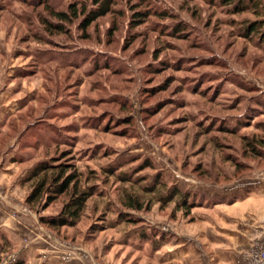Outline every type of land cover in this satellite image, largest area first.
I'll use <instances>...</instances> for the list:
<instances>
[{
  "label": "rangeland",
  "instance_id": "rangeland-1",
  "mask_svg": "<svg viewBox=\"0 0 264 264\" xmlns=\"http://www.w3.org/2000/svg\"><path fill=\"white\" fill-rule=\"evenodd\" d=\"M94 1L0 0V156L21 179L47 161L95 187L53 233L96 264H239L264 227V43L242 29L256 19L224 0H109L83 29ZM174 187L189 210L158 202Z\"/></svg>",
  "mask_w": 264,
  "mask_h": 264
},
{
  "label": "trees",
  "instance_id": "trees-1",
  "mask_svg": "<svg viewBox=\"0 0 264 264\" xmlns=\"http://www.w3.org/2000/svg\"><path fill=\"white\" fill-rule=\"evenodd\" d=\"M226 6H232L230 11L234 15L243 13L251 14L256 20L248 23L243 29L244 37L250 38L257 36L261 43H264V2L263 0H224ZM95 8L86 14L83 29H87L93 22L109 14L110 1L109 0H95ZM59 21H66L67 17L64 13H54ZM75 15V12H73ZM251 148V153L260 157L262 154L257 150L253 143L247 144ZM15 162V161H14ZM21 164L22 162H16ZM149 167V166H148ZM71 167L65 165H56L54 162L47 161L40 162L33 168L28 170L23 178L20 180V185L26 189L25 205L29 210H36L40 225L51 230L57 231L61 228L73 229L79 225L84 213L88 200L96 195L94 186H82L80 178L76 173H72ZM111 173V169H107ZM118 178L124 182H131L129 176L122 174ZM146 193H154L150 191L151 188H144ZM66 197V202L62 206L58 215L53 217L40 216V213L50 207L58 198ZM45 199V200H44ZM187 194L179 191L177 188H170L162 193L158 198L160 204L176 203L181 209L189 210ZM43 202L42 208L38 209V205ZM125 207L131 210L140 211L144 209L142 203L137 198L127 196ZM8 252H14L7 242H4L0 250V257L6 255ZM0 258V264H2ZM11 264H24V262L17 258Z\"/></svg>",
  "mask_w": 264,
  "mask_h": 264
},
{
  "label": "crops",
  "instance_id": "crops-1",
  "mask_svg": "<svg viewBox=\"0 0 264 264\" xmlns=\"http://www.w3.org/2000/svg\"><path fill=\"white\" fill-rule=\"evenodd\" d=\"M20 171L18 163L11 162L7 155L0 156V250L7 242L24 264H95L90 252L79 244L90 257L65 262L49 251V236L55 234L40 225L37 215L26 212V189L20 185Z\"/></svg>",
  "mask_w": 264,
  "mask_h": 264
},
{
  "label": "built area",
  "instance_id": "built-area-1",
  "mask_svg": "<svg viewBox=\"0 0 264 264\" xmlns=\"http://www.w3.org/2000/svg\"><path fill=\"white\" fill-rule=\"evenodd\" d=\"M26 212L29 215H35L28 209L26 210ZM259 234L260 238L255 240L245 252H242V254L239 255V264H264V227ZM47 244L49 251L61 257L65 262H70L82 257H90L89 253L86 250H83L78 246H74L64 240H61L54 235L49 236V243ZM9 259L8 260L10 264L14 263L17 260V256H11Z\"/></svg>",
  "mask_w": 264,
  "mask_h": 264
}]
</instances>
